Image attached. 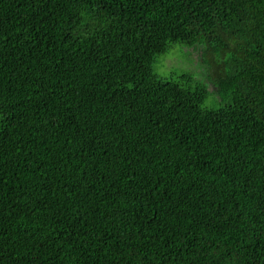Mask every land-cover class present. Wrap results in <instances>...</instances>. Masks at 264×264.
<instances>
[{"label": "trees", "instance_id": "trees-1", "mask_svg": "<svg viewBox=\"0 0 264 264\" xmlns=\"http://www.w3.org/2000/svg\"><path fill=\"white\" fill-rule=\"evenodd\" d=\"M0 264H264V0H0Z\"/></svg>", "mask_w": 264, "mask_h": 264}, {"label": "rangeland", "instance_id": "rangeland-1", "mask_svg": "<svg viewBox=\"0 0 264 264\" xmlns=\"http://www.w3.org/2000/svg\"><path fill=\"white\" fill-rule=\"evenodd\" d=\"M153 69L159 76L170 78H176L181 73H191L193 80L203 85L208 92L204 106L215 108L226 104V101L222 100L216 87L208 78L201 60V46L199 44H171L166 53L156 58Z\"/></svg>", "mask_w": 264, "mask_h": 264}]
</instances>
